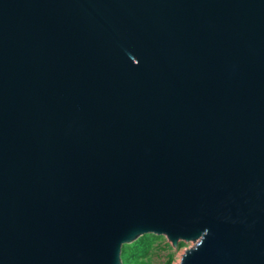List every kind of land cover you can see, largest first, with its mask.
I'll return each instance as SVG.
<instances>
[{
	"label": "water",
	"instance_id": "obj_1",
	"mask_svg": "<svg viewBox=\"0 0 264 264\" xmlns=\"http://www.w3.org/2000/svg\"><path fill=\"white\" fill-rule=\"evenodd\" d=\"M264 264V0H0V264Z\"/></svg>",
	"mask_w": 264,
	"mask_h": 264
},
{
	"label": "trees",
	"instance_id": "obj_2",
	"mask_svg": "<svg viewBox=\"0 0 264 264\" xmlns=\"http://www.w3.org/2000/svg\"><path fill=\"white\" fill-rule=\"evenodd\" d=\"M162 235H156L153 233L145 234L139 237L131 244H126L123 247L122 260L123 264H150V258L153 249L157 245V241ZM185 242H180L179 246L185 245ZM165 248H171L170 244H167ZM176 259L174 251L167 253V258L163 264H173Z\"/></svg>",
	"mask_w": 264,
	"mask_h": 264
},
{
	"label": "rangeland",
	"instance_id": "obj_3",
	"mask_svg": "<svg viewBox=\"0 0 264 264\" xmlns=\"http://www.w3.org/2000/svg\"><path fill=\"white\" fill-rule=\"evenodd\" d=\"M156 244L157 245L153 249L150 258V264H163V262L167 258V253L170 251L175 252L176 259L173 264H177L180 261L181 256L185 252V250L194 245L193 242H188L183 246L174 247L165 236H161V238L158 239ZM167 244H170L171 248H165Z\"/></svg>",
	"mask_w": 264,
	"mask_h": 264
}]
</instances>
